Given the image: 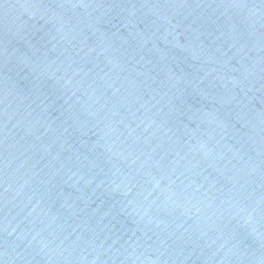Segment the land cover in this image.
<instances>
[{"label": "water", "instance_id": "obj_1", "mask_svg": "<svg viewBox=\"0 0 264 264\" xmlns=\"http://www.w3.org/2000/svg\"><path fill=\"white\" fill-rule=\"evenodd\" d=\"M0 264H264V0H0Z\"/></svg>", "mask_w": 264, "mask_h": 264}]
</instances>
